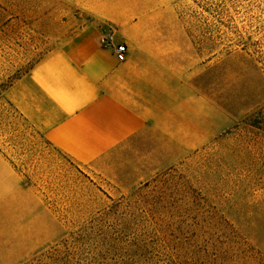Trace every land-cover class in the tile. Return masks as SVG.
Listing matches in <instances>:
<instances>
[{"label":"rangeland","instance_id":"obj_1","mask_svg":"<svg viewBox=\"0 0 264 264\" xmlns=\"http://www.w3.org/2000/svg\"><path fill=\"white\" fill-rule=\"evenodd\" d=\"M98 1L0 0V150L30 209L6 221L11 260L38 247L19 264H264V0H124L148 47L127 44L148 126L82 164L5 92Z\"/></svg>","mask_w":264,"mask_h":264},{"label":"crops","instance_id":"obj_2","mask_svg":"<svg viewBox=\"0 0 264 264\" xmlns=\"http://www.w3.org/2000/svg\"><path fill=\"white\" fill-rule=\"evenodd\" d=\"M93 7V22L5 92L6 100L54 148L82 164L97 163L142 134L149 120L138 95L144 59L133 72L129 54L120 62L112 47L101 43L106 23L114 29L115 44L136 39L148 48L139 38L141 21L124 0H99ZM29 213V189L0 150V264H19L39 249L16 261L7 250L6 221H30Z\"/></svg>","mask_w":264,"mask_h":264},{"label":"built area","instance_id":"obj_3","mask_svg":"<svg viewBox=\"0 0 264 264\" xmlns=\"http://www.w3.org/2000/svg\"><path fill=\"white\" fill-rule=\"evenodd\" d=\"M101 43L106 47H112L114 50L116 59L120 62H123L127 58L129 52V47L126 43L115 44L114 43V30L106 36H103Z\"/></svg>","mask_w":264,"mask_h":264},{"label":"trees","instance_id":"obj_4","mask_svg":"<svg viewBox=\"0 0 264 264\" xmlns=\"http://www.w3.org/2000/svg\"><path fill=\"white\" fill-rule=\"evenodd\" d=\"M30 264H48L42 259H35Z\"/></svg>","mask_w":264,"mask_h":264}]
</instances>
